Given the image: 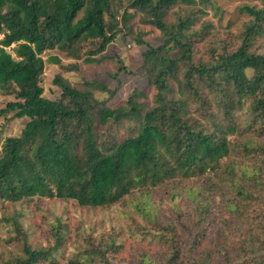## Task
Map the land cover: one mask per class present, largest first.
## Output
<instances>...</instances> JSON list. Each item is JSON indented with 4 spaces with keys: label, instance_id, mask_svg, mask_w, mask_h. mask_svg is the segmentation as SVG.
Here are the masks:
<instances>
[{
    "label": "trees",
    "instance_id": "obj_1",
    "mask_svg": "<svg viewBox=\"0 0 264 264\" xmlns=\"http://www.w3.org/2000/svg\"><path fill=\"white\" fill-rule=\"evenodd\" d=\"M253 1L238 7V32L216 41L210 23L194 28L218 12L214 0H0V95L10 99L0 117L24 122L0 145V264H264V0ZM178 4L191 7L169 22ZM135 18L159 31L156 46ZM117 36L146 48L136 70L118 61L113 90L57 75L58 98L43 95L46 62L77 72L106 59ZM51 51L71 63L45 61ZM120 73L151 87V100L137 87L110 106ZM40 199L117 207L155 249L123 262L115 230L72 232L57 218L33 238L26 208Z\"/></svg>",
    "mask_w": 264,
    "mask_h": 264
},
{
    "label": "rangeland",
    "instance_id": "obj_2",
    "mask_svg": "<svg viewBox=\"0 0 264 264\" xmlns=\"http://www.w3.org/2000/svg\"><path fill=\"white\" fill-rule=\"evenodd\" d=\"M218 8V12H214L211 9H207L206 14L203 15L198 24L194 26L195 29H199L200 24L203 22L210 23L209 28L211 33H216L215 40L221 39L220 35H230L233 37L241 27V23L247 20L245 14H241L238 11V7L243 4H258L253 0H214ZM189 5L178 4L176 5L168 17L169 22H174V14L179 10L188 9ZM133 30L137 33H142V40L147 46H156L159 38V31L151 26L143 25L139 22L138 18L133 20ZM205 41V42H204ZM198 43V55L199 57L206 59L203 50L204 45L208 39ZM146 48L145 45L133 48L131 44H127L120 36L108 45L104 55L106 59H101L97 62L84 64L79 62V69L77 72H64L60 69L58 64L45 63V69L42 76V87L44 89V96L48 99L54 100L59 96L58 87L53 84V79L59 75L65 79L70 86L76 89H84V84H96L103 85L107 90H113L118 84L117 80L111 76L115 75L119 68V60L124 64L127 70H136L141 63L140 52ZM49 56H56L61 60L63 65L71 63V61L65 59L61 54H57L55 51L46 52L42 55L46 61ZM98 56L96 59L98 60ZM120 90L119 93L110 101V106L118 105L125 97L134 89H141L145 95V100H151L153 89L149 87L144 81L138 79L135 76L126 75L124 73L119 74ZM95 95L98 98H106L109 96L107 91L101 92L96 90ZM10 99L0 95V110L4 108L7 101ZM144 100V99H143ZM23 121H14L4 125L3 119L0 117V145L4 138L15 136L22 128ZM1 147V146H0ZM218 203V202H217ZM120 210L117 207H113L106 210H87L75 207L72 203H62L57 201H50L48 199L35 200L30 203L26 208L25 223H31L34 225L30 227V233L33 238L37 237L40 230L43 229L42 223L45 221H52L55 218L60 219L64 226L69 228L72 232L76 228H85L96 230L97 235L110 232L111 229L118 233V241L122 244L123 249L118 255V258L126 262L130 259L133 248L138 249H155L154 246H147L145 243L139 242L134 236L131 235L130 222L125 219V214H120ZM159 212L163 215H168V209L165 206H161ZM126 215L132 216L135 219L133 212L125 210ZM136 239V240H135Z\"/></svg>",
    "mask_w": 264,
    "mask_h": 264
}]
</instances>
